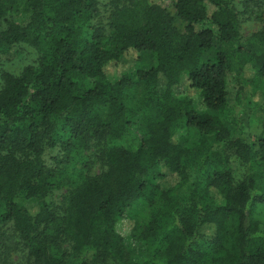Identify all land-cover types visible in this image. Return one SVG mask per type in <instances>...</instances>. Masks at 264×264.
Returning a JSON list of instances; mask_svg holds the SVG:
<instances>
[{
    "label": "trees",
    "instance_id": "16d2710c",
    "mask_svg": "<svg viewBox=\"0 0 264 264\" xmlns=\"http://www.w3.org/2000/svg\"><path fill=\"white\" fill-rule=\"evenodd\" d=\"M243 8L0 0V264H264V0Z\"/></svg>",
    "mask_w": 264,
    "mask_h": 264
},
{
    "label": "rangeland",
    "instance_id": "374dc122",
    "mask_svg": "<svg viewBox=\"0 0 264 264\" xmlns=\"http://www.w3.org/2000/svg\"><path fill=\"white\" fill-rule=\"evenodd\" d=\"M158 2H160V0H156ZM247 0H236V3L238 4V10L242 13L244 12V8H243V4L246 2ZM171 15L174 17V19L176 20V25H178V27L182 30L183 29V25H182V22L181 20L176 16L175 12L174 11H171ZM241 20H242V26H243V33L245 34V36H249L251 34H253L254 32H257L260 28V25L255 22L253 20V18H248V16H243L241 15ZM34 55H33V52L31 50V48H24L18 55H16V57H14V59L12 60V62H8V63H5L3 68L5 70H8V71H11V72H14L17 70L18 68V65L19 64H27V63H30L33 59ZM115 73V69H111L110 70V74L111 75H114ZM246 130L249 132V133H258V128L253 125H247L246 126ZM133 224V222H131ZM131 224V225H132ZM127 243L128 245L130 246L131 249H135L136 251V254H137V257L140 258V260H142V262L144 261L142 255L139 253V249L138 247H136V245L134 244V242L127 238ZM11 260L13 262H16L17 260V257L14 256V254L11 256Z\"/></svg>",
    "mask_w": 264,
    "mask_h": 264
}]
</instances>
